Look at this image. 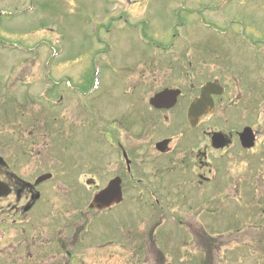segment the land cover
Returning a JSON list of instances; mask_svg holds the SVG:
<instances>
[{"label": "rangeland", "instance_id": "374dc122", "mask_svg": "<svg viewBox=\"0 0 264 264\" xmlns=\"http://www.w3.org/2000/svg\"><path fill=\"white\" fill-rule=\"evenodd\" d=\"M214 77L230 84L233 101L252 98L247 108L238 103L227 112L234 119L231 127L242 121L263 126L264 0H0V156L26 178L52 173L48 186L64 181L73 187L78 180L84 186L99 174L98 163L104 170L112 169L115 159L119 165V143L139 147L179 134L186 126L181 109L171 114L165 133L162 123L159 128L145 124L143 117L151 115L148 101L157 90L184 87L188 97L190 83L199 87ZM233 77L245 85L244 94ZM222 109L213 115L214 128L224 127ZM115 130L118 139H113ZM132 155L141 161V155ZM109 156L113 163L107 166ZM179 174L162 172L155 179L167 187ZM224 176L221 169L214 173L209 184L213 196L224 189ZM81 183L74 197H89ZM65 192L59 188L55 196L66 197ZM136 193L133 202L144 204V196ZM222 195L214 199L217 228L227 227L229 221L222 218L238 212L228 209L234 200H222ZM174 213L147 221L155 228V246L165 264H200L201 253L191 241L179 245ZM144 218H134L136 227ZM111 229L108 223H90L87 238L102 234L104 243ZM214 239H219L216 232ZM232 239L225 236L221 242L232 247ZM238 250L218 251L216 264H241ZM87 257L88 264L115 263L113 251L106 248L97 254L87 251Z\"/></svg>", "mask_w": 264, "mask_h": 264}, {"label": "flooded vegetation", "instance_id": "af4514ba", "mask_svg": "<svg viewBox=\"0 0 264 264\" xmlns=\"http://www.w3.org/2000/svg\"><path fill=\"white\" fill-rule=\"evenodd\" d=\"M224 69L227 74L230 68L227 66ZM233 78L232 82H237L236 86L243 92L245 85L240 79ZM206 83H215L211 94L213 109L192 126L187 120V111ZM166 89L180 92L175 103L168 108H156L148 101L146 112L150 111L151 115L143 117V121L148 126V121L156 123L154 128H159V123H162L164 132L165 124L169 125L167 123L172 120L171 114L181 109L186 126L180 129L179 134L162 136L154 143L149 140L141 142L139 147L131 141L125 146L119 143L121 162L117 165L115 159L112 169L106 170L98 163L99 174L88 178L93 180L92 185H86V180L83 186L78 180L74 181L73 187L67 186L68 182L64 181L48 186L49 181L36 183L38 176L26 178L9 164L0 166V183L7 186L0 187V264H88L85 260L88 259L87 251L94 250L97 254L98 250L105 248L113 251L114 264H165L152 236L155 228L150 229L147 221L151 216H170L173 209V220L180 227L177 234L181 238L179 245L187 246L191 241L193 250L201 253L200 264H216L218 251L226 255L237 249H242L241 264L264 263V124L257 126L242 121V125L231 127L234 119L226 116L238 103L242 109L247 108L252 98L250 95L241 96V100L233 101L230 94L232 87L219 77L207 80L199 87L190 83L188 97L184 87H163L154 95ZM241 102L243 104L240 105ZM218 108H223L219 118L227 128L213 126V115ZM245 128L251 129L250 146H245L246 141L241 139L240 133ZM124 129L131 130L130 127ZM116 130L113 137L118 139L120 131ZM217 132L222 136H215ZM132 152L141 155L139 163ZM115 154L117 151L112 152V156L115 157ZM112 156L104 164L110 166ZM220 169L225 173L224 179L221 177L224 189L216 195L223 194L222 200L232 198L234 201L229 202L228 209L233 210L234 207L238 211L222 218L229 221V225L223 228H217L213 222L216 195L213 196L209 188L214 181V173ZM172 170L180 174L178 181L167 184V189L155 178ZM235 170L239 174L232 175ZM114 178L120 180L121 202L105 210L91 207L93 194ZM79 183L84 192L86 189L91 193L89 197L86 193L85 196L74 197L73 190H78ZM59 188L66 190L68 196H55ZM154 188H158L162 197ZM2 189L6 191L5 195H2ZM229 189H232L231 196ZM136 191L144 196V204L133 202L139 196ZM160 199L165 202L164 205L160 204ZM140 214L145 216L144 223L136 227L134 218ZM90 223H108L113 228L110 239L102 243L106 239H102V234L87 238L86 228ZM214 232L218 234V240L214 239ZM183 236L189 240L182 239ZM225 236L233 237L228 242L232 247L222 244ZM95 238L100 241H94ZM259 238L263 243L259 242Z\"/></svg>", "mask_w": 264, "mask_h": 264}, {"label": "water", "instance_id": "95a60500", "mask_svg": "<svg viewBox=\"0 0 264 264\" xmlns=\"http://www.w3.org/2000/svg\"><path fill=\"white\" fill-rule=\"evenodd\" d=\"M215 88V83H207L204 85L201 89L200 96L194 100V102L189 106L187 111V119L188 122L195 126L199 119L206 115L207 113L211 112L213 109V101L211 98V94L213 93V90ZM178 90H163L159 93H156L154 96H152L149 99L150 105L161 108V107H170L173 103H175L177 96L179 95ZM219 93V92H214ZM251 129L245 128L241 133V139L243 141H246L247 144L245 146H250V132ZM215 136H222L221 133H214ZM163 143H166V141H163ZM0 164L5 165V161L2 157H0ZM51 177V174H45L37 178L36 183H39L41 181H45ZM87 184H90V180L87 182ZM2 195H5L2 193ZM122 199L121 195V188H120V180L118 178H115L111 180L105 188L98 191L92 199L91 207H96L98 209H105L109 208L115 204H118Z\"/></svg>", "mask_w": 264, "mask_h": 264}, {"label": "bare ground", "instance_id": "6f19581e", "mask_svg": "<svg viewBox=\"0 0 264 264\" xmlns=\"http://www.w3.org/2000/svg\"><path fill=\"white\" fill-rule=\"evenodd\" d=\"M0 187H1V188H2V187H3V188H5V187L7 188V186H6L5 184H3V183H0ZM2 190H3V193L6 194V193H5L6 191H4V189H2Z\"/></svg>", "mask_w": 264, "mask_h": 264}]
</instances>
